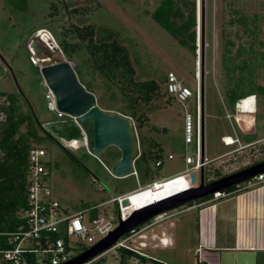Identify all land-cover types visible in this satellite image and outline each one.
I'll return each instance as SVG.
<instances>
[{
	"label": "rangeland",
	"instance_id": "rangeland-1",
	"mask_svg": "<svg viewBox=\"0 0 264 264\" xmlns=\"http://www.w3.org/2000/svg\"><path fill=\"white\" fill-rule=\"evenodd\" d=\"M160 2L161 0H0V104L5 100L2 94H16L21 99V112L34 114L37 120L34 128L37 129L40 140L29 142L31 146L43 148L47 152L43 162L48 172L47 182L53 198L60 203L63 214L72 215L85 211L87 224L97 214L111 220L118 227L119 209L112 201L114 198L136 192L140 186L146 187L153 182L179 176L191 168L186 166L185 157H195L196 146L195 142L191 145H185L184 142L185 108L164 93L153 101L150 110L146 109L149 118L147 126L140 129L134 119L139 137L133 123L128 121L134 154H138L140 138L143 147L152 142L157 143L164 151L163 166L157 168L151 162L148 175L143 169L136 167L138 178H116L109 171L112 172L121 159V152L117 148L109 147L98 156L90 154L83 145L67 148L71 142V128L69 124L62 123L67 117L60 118L52 109L53 98L44 83L40 66L61 61L71 63L80 83L91 86L90 93L94 95L97 106L103 112L131 117L118 89L109 90L100 73H93L85 62L89 58L87 52H81L70 61L59 47V41L63 38L72 44L79 42L75 34L71 33L72 26H95L96 42L117 39L127 47L138 80H156L163 83L164 89L169 73H174L182 80L194 94L187 101L186 109L192 114L195 125L196 92L201 82V0H197L199 25L196 55L182 47L177 39L153 19L152 14ZM75 9L79 10L76 14L73 12ZM255 16L259 20L255 41L239 23L230 24L238 18L251 19ZM178 22L179 18L175 23ZM41 33L46 44L38 37ZM251 46L257 52L264 53V0H206V183L217 176L230 175L264 160V93L252 97L255 106L254 119H246V122L254 123L251 129L240 126L236 118L237 110L242 106L249 108L246 101H240L236 110V106L234 109L225 96L227 79L223 68L224 56H229L239 64L244 58H250L249 54L240 56L239 52L247 49L250 53ZM35 48H38L37 52ZM30 50L37 55H33ZM258 58L261 56L258 55ZM39 59H48V62L38 66L36 64ZM252 64L256 66L253 80L264 88V62L253 61ZM1 118L0 115V120ZM71 124L75 127L74 121ZM21 131L26 133L27 128L23 126ZM248 134L257 138L251 147L246 142L245 136ZM225 135L233 138L237 136L240 144L232 146L234 143L228 137L226 141L231 147H225L222 142ZM169 155H173L174 159H168ZM175 179L177 178L170 181ZM167 182L169 181L165 183ZM147 190L149 188L141 192ZM189 206L190 204L167 214H179ZM150 234L151 230H148L146 235L150 237ZM101 240L102 237L96 236L95 242L89 244L77 237H71L69 245L74 249V256H79ZM149 243L150 247L141 249L148 259L127 255L125 264H155L149 257L161 260L171 257L168 251L155 249L150 241ZM134 245H137L134 240L127 242V246L132 249ZM124 253L122 249L109 251L99 262L93 264H119ZM140 256L144 257L142 254Z\"/></svg>",
	"mask_w": 264,
	"mask_h": 264
},
{
	"label": "trees",
	"instance_id": "trees-1",
	"mask_svg": "<svg viewBox=\"0 0 264 264\" xmlns=\"http://www.w3.org/2000/svg\"><path fill=\"white\" fill-rule=\"evenodd\" d=\"M73 12L76 14L79 10L75 9ZM152 17L177 39L182 47L195 55L197 54V27L199 25L197 0H161L159 7L152 14ZM178 18L179 22L175 23ZM236 23L243 26L244 31L248 35H252L255 41L256 32L259 28L257 16L251 19L242 17L230 22L231 25ZM71 31L79 39L78 43L72 44L66 38L59 41V47L66 58L73 61L76 55L83 51L87 52L89 58L85 62L89 64L93 70L92 72L100 73L105 81V86L109 90L118 89L121 93L122 102L128 108L129 115L133 120L135 119L138 122L140 129L147 126L149 118L146 112L151 109V104L155 99L164 93L165 95L167 94L166 87L165 89L162 87L163 83L156 80H138L127 47L117 39L96 42L95 26H72ZM249 49L250 53L247 49L239 52L240 56L245 54H249L250 56V58H244L239 64L235 63L234 59L229 56L227 57V55L223 59V68L227 79L225 96L229 104L235 109V106L243 100L246 101L247 107H249L242 106L240 108L241 111H239L237 118L243 120L254 119L249 118L251 117V113L255 111L254 99L252 97L264 93V88L258 86L253 80L256 66L252 64L253 61L264 62V53L257 52L253 46ZM229 53H231L230 50ZM258 55L261 58H258ZM83 86L88 92H91L90 85L83 83ZM2 96L5 100L0 104V115L4 117L3 120H0V250L9 248V244L7 243L8 238L5 234L16 231L18 226L24 222V213L28 209V155L34 147L30 145L29 141L40 140L36 132L37 129L34 128L37 121L34 114L32 112H21L20 96L16 94H2ZM147 108L149 109L146 110ZM72 122L73 119L69 117L62 122L70 125V140L77 139L81 135L80 129L76 125L75 128L71 124ZM23 126L27 128L26 133H22L21 131ZM85 129L89 137L92 138V123L86 122ZM61 135L59 136L62 137ZM245 137L248 144L257 140L254 135L248 134ZM140 144L143 147L141 138ZM145 149L137 160L136 166L143 169L144 173L148 175L150 170L149 164L154 162L156 165L159 160H163L164 151L159 144L154 142ZM250 166L252 165L247 167ZM228 175L217 176L208 182L211 183ZM229 189L232 190L234 187ZM207 199L209 197L201 201ZM193 204L191 203L190 206ZM96 216L97 214L93 215L92 218ZM139 229L141 228L136 230ZM131 234H128L124 238L129 237ZM122 250L125 253L119 264H125L127 255L139 257L142 260L146 259L128 249Z\"/></svg>",
	"mask_w": 264,
	"mask_h": 264
},
{
	"label": "built area",
	"instance_id": "built-area-1",
	"mask_svg": "<svg viewBox=\"0 0 264 264\" xmlns=\"http://www.w3.org/2000/svg\"><path fill=\"white\" fill-rule=\"evenodd\" d=\"M41 32V31H40ZM53 41V40H52ZM31 51V50H30ZM33 54V52L31 51ZM34 55V54H33ZM35 63V62H34ZM71 64V63H70ZM37 65V64H36ZM72 66V64H71ZM167 94L176 102L181 104L185 108V124H184V142L185 145H191L195 142L196 152L195 157L186 155L185 164L186 166H191L183 174L179 175H191L196 173L197 183L192 184V187H199L200 175L204 173L205 167L208 164L207 157L205 155L204 160L202 159V143H201V95L200 87H198L196 92L197 101V116L194 125V118L192 114L186 109L187 101L193 97V92L184 82L174 74L169 73L166 83ZM1 95V92H0ZM52 109L58 114L60 118L69 117L57 110L56 102L53 94ZM238 105V104H237ZM237 110V106H236ZM127 121L133 123L134 129H136V135H138L137 127L134 120L131 117L123 116ZM72 118V117H69ZM4 117L2 115L1 120ZM75 125L80 129L81 135L77 139L71 140L67 148L71 149L73 147H78L83 145L89 150V136L87 132L80 126L75 118H72ZM129 123V122H128ZM130 125V124H129ZM195 135V138H194ZM139 137V135H138ZM225 135L222 138V142L226 147H231L226 144ZM232 138V137H231ZM234 145L238 144L237 138H232ZM253 146L252 144L248 147ZM91 154V153H90ZM141 144L140 139L138 140V154L135 155L133 151L132 156V173L131 175L138 176L136 171V162L141 157ZM47 152L43 148L33 147L28 155V165L29 171L27 176L28 183V209L24 213V222L18 226L16 231L12 233L5 234L8 238L9 248L0 250V264H66L71 261L74 256L73 248L69 245V238L77 237L83 242L93 244L95 242L96 236L102 237V240L106 238L115 227L111 220L106 218L96 216L91 218L89 223L85 222V211L77 212L75 214H63L61 213L60 203L53 198V193L48 185L47 178L48 172L43 160L46 158ZM225 156V155H223ZM222 156V157H223ZM168 159L172 160L173 156L169 155ZM163 160H159L156 163V167H162ZM111 174L112 172L109 171ZM113 175V174H112ZM179 176H175L171 179H167L161 183H154L150 189H156L157 185H163L166 181H170ZM211 180V179H210ZM209 180V181H210ZM192 183V180H191ZM264 184V174H260L242 184L234 186V189L223 190L214 193L210 199V202H215L218 200H225L248 189L255 188ZM147 188H140L136 192L139 193ZM130 194V195H132ZM130 195L116 197L114 201L118 205L119 222L121 220H126L133 211H129L122 205L126 198H131ZM136 210V209H135ZM168 214L160 215L154 218L151 223L158 224L164 222L171 218ZM135 232V231H134ZM132 232V234L134 233ZM131 234V235H132ZM131 238L120 239L109 251H114L117 249H128L130 251H137L135 249L127 246V242ZM107 251L106 253H108ZM200 249L198 253H200ZM104 253V254H106ZM103 254V255H104ZM103 255L91 260L86 264H93L101 259Z\"/></svg>",
	"mask_w": 264,
	"mask_h": 264
},
{
	"label": "water",
	"instance_id": "water-1",
	"mask_svg": "<svg viewBox=\"0 0 264 264\" xmlns=\"http://www.w3.org/2000/svg\"><path fill=\"white\" fill-rule=\"evenodd\" d=\"M200 64H201V143L202 159L205 157V56H206V0H201L200 8ZM43 34L38 36L41 40ZM44 44L47 42L42 40ZM33 45V43L31 44ZM32 47V46H31ZM30 47V48H31ZM32 49V48H31ZM38 51V48H35ZM32 50L34 55L37 53ZM43 60V59H39ZM48 59L40 62H48ZM40 72L49 91L53 94L57 110L69 117L75 118L86 131L85 123H92V138L89 137V150L94 156L101 155L107 148L115 147L121 152L120 161L113 167L112 174L116 178H125L132 173V156L134 143L128 121L122 115H110L98 106L94 95L80 83L76 72L67 61L41 65ZM87 132V131H86ZM88 134V133H87ZM89 136V134H88ZM260 174H264V161L254 164L224 178L206 183L202 170L199 187L189 188L156 202L136 208L126 219L119 222L118 227L106 238L98 242L83 254L73 258L66 264H86L109 251L120 239L136 231V229L151 222L154 218L167 214L191 203H197L214 193L227 190L242 184ZM192 184L197 178L191 174ZM131 198H126L122 205L131 206Z\"/></svg>",
	"mask_w": 264,
	"mask_h": 264
},
{
	"label": "crops",
	"instance_id": "crops-1",
	"mask_svg": "<svg viewBox=\"0 0 264 264\" xmlns=\"http://www.w3.org/2000/svg\"><path fill=\"white\" fill-rule=\"evenodd\" d=\"M145 148L141 147V153ZM210 199L170 214L172 217L164 222H150L136 230L129 236V241L137 244L133 246L135 253L144 256L141 249L150 247V241L153 248L168 251L171 256L162 260L149 257L155 264H264V184L225 200ZM148 230L150 237L146 235Z\"/></svg>",
	"mask_w": 264,
	"mask_h": 264
},
{
	"label": "bare ground",
	"instance_id": "bare-ground-1",
	"mask_svg": "<svg viewBox=\"0 0 264 264\" xmlns=\"http://www.w3.org/2000/svg\"><path fill=\"white\" fill-rule=\"evenodd\" d=\"M40 62H42V61L40 60L39 62H37L38 66H39ZM239 111H241V110H237V112H238L237 115H239ZM254 113H255V111H254ZM254 113H251V115H250L251 117H249V118H254V115H253ZM236 118H237V116H236ZM237 123L245 129L246 128L249 129L248 126H250V127L254 126V123H252V122H246V124H245V122H243V121H237ZM228 137H230V136H228ZM232 141H233V139H232ZM226 144L229 145L227 141H226ZM229 146H231V145H229ZM194 175L197 176L196 173H194ZM191 176L192 175L185 174V175H182L179 178L175 179L173 182L169 181V182L163 184L162 186L156 187V189L152 190L149 188V190H147L145 192H139V193L132 195L131 197H133V196H136V197L131 198L132 200L130 199L131 200V206L127 207L126 209H128L129 211H133L136 208H141L144 205L150 204L152 202H156L160 199L171 196L177 192H183L184 190H188L189 188L192 187Z\"/></svg>",
	"mask_w": 264,
	"mask_h": 264
},
{
	"label": "flooded vegetation",
	"instance_id": "flooded-vegetation-1",
	"mask_svg": "<svg viewBox=\"0 0 264 264\" xmlns=\"http://www.w3.org/2000/svg\"><path fill=\"white\" fill-rule=\"evenodd\" d=\"M260 162H263V161H259V162H257V163H260ZM257 163H255V164H257Z\"/></svg>",
	"mask_w": 264,
	"mask_h": 264
},
{
	"label": "clouds",
	"instance_id": "clouds-1",
	"mask_svg": "<svg viewBox=\"0 0 264 264\" xmlns=\"http://www.w3.org/2000/svg\"><path fill=\"white\" fill-rule=\"evenodd\" d=\"M255 98V97H254Z\"/></svg>",
	"mask_w": 264,
	"mask_h": 264
}]
</instances>
